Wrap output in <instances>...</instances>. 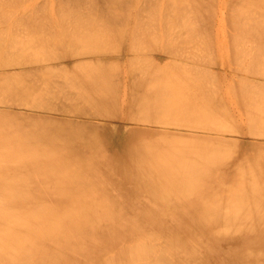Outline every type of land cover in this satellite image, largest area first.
Here are the masks:
<instances>
[{"label": "bare ground", "instance_id": "bare-ground-1", "mask_svg": "<svg viewBox=\"0 0 264 264\" xmlns=\"http://www.w3.org/2000/svg\"><path fill=\"white\" fill-rule=\"evenodd\" d=\"M16 1L0 0V10L13 9L0 13V264H264V141L212 135L264 137V81L230 79L241 102L233 109L229 96L230 106L248 122L241 131L228 127L237 118L220 119L229 100L218 87L229 78L212 76V96L215 70L205 68L214 39L222 47L230 33L243 45L234 42L235 55L257 62L247 60L248 72L239 57L245 75L260 72L252 68L264 64V0H223L230 14L217 13L220 0H53L55 15L50 0H31L27 12ZM158 48L165 56L143 54ZM166 56L174 61L163 64ZM44 103L60 117L37 111ZM73 108L119 121L127 109L129 125L64 117ZM158 115L175 118L163 127ZM107 131L125 134L119 150L107 148Z\"/></svg>", "mask_w": 264, "mask_h": 264}, {"label": "rangeland", "instance_id": "rangeland-1", "mask_svg": "<svg viewBox=\"0 0 264 264\" xmlns=\"http://www.w3.org/2000/svg\"><path fill=\"white\" fill-rule=\"evenodd\" d=\"M18 1H19V2H18ZM18 1H16V2H18L19 4H20L21 2L23 3V1H21V2H20V0H18ZM24 1H25V2H24L23 4H22V3L20 4V7H21V6L24 7V4L27 6V4H28L27 2H31V3H29V6H27V7L25 6V7H24V8H27V9H28V7H29V8H30V7H33V8H34V7H35L34 5H35L37 2H38V5L41 4V2H40V4H39V1H40V0H34V1H36L35 4L32 3V2H34V1H31V0H28V1H27V0H24ZM41 1H42V0H41ZM46 1H48V0L43 1V2H45V5H44V6L46 7V6L49 5V6H48V8H49L50 5H51L50 2L52 3L53 0L48 1V2H49L48 5L46 4ZM55 1L58 2L59 0H55ZM55 1H54V2H55ZM140 1L142 2V0H140ZM140 1L138 0L137 5L140 4V6H141V5L143 4L144 0H143L142 3H139ZM145 1H146V0H145ZM218 1H219V0H217V2H218ZM257 1H258V0H257ZM48 2H47V3H48ZM54 2H53V3H54ZM56 2H55V3H56ZM136 2H137V1H136ZM146 2H147V1H146ZM146 2H145V4H146ZM220 2H221V4H222V6H223V5H224V4H223V3H224L223 0H220V1L217 3V5L220 4ZM225 2H226V0H225ZM16 4H17V3H16ZM30 4H34V5H30ZM43 4H44V3H42V5H43ZM60 4H61V2L59 3V6H60ZM221 4L219 5L220 7L216 9L217 13L220 11L218 14H220L221 12H226V11H225L226 9L224 10V6H223V8H222V7H221ZM5 5H6V4H5ZM57 5H58L57 3H56V5L54 4V6L51 5V8L54 7L53 9L56 10V9L59 8V6H57ZM7 6H8V5H7ZM7 6L5 7V6L3 5V6H2V7H3V10H4V9L7 10V8H9V7H7ZM16 6H18V4H17ZM36 6H37V5H36ZM56 6H57L58 8H56ZM0 7H1V6H0ZM4 7H5V8H4ZM20 7H18L20 10H19L17 7H16L15 10H18V12H21V11H22V10H21L22 7H21V8H20ZM10 8H11V7H10ZM14 8H15V7H14ZM46 8H47V7H46ZM22 9H23V8H22ZM27 9H24V11H25V12L29 11V9H28V10H27ZM30 9H31V8H30ZM49 9H50V8H49ZM49 9H48V13L52 14L50 11H53V9H52V10L50 9V11H49ZM3 10H0V13L2 12V14H3ZM6 10H4V11H6ZM10 10H11V9H10ZM10 10H9V11H10ZM12 10H13V9H12ZM12 10H11V11H12ZM55 10L53 11L54 15L57 14V12H55ZM7 11H8V10H7ZM9 11H8L7 13H8V14H11L12 12L10 11V12H11V13H10ZM135 12H137V11H135ZM4 13H6V12H4ZM7 13H6V14H7ZM21 13H22V12H21ZM226 13H227V14H228V13L230 14L231 11L229 10V12L227 11ZM226 13H225V14H226ZM218 14H217V15H218ZM225 22H226V23H225ZM225 22H224L223 24H221V31H224V32H223V34H224L223 37L226 35V33H228V31H227L226 29H227V28L230 29V27H228V26H229V23H227V21H225ZM224 24H228V25H225V26H224ZM225 27H226V28H225ZM216 29H217V27H216ZM225 31H226V32H225ZM229 32H230V30H229ZM231 32H233L232 29H231ZM229 34H230V33L227 34L228 37H229ZM227 35L225 36L226 38H225V37H224V38L220 37V38H219V43H220V45H221L222 47H226V49L228 48L229 50H230L229 46L233 45V46H231V47L234 48V50L231 49L232 51H230L231 53H229V54H231L232 56H230V55L227 54L228 49H227V50L224 49V51L226 50V53L222 51L223 53H225V54H222L223 57H225V58H223V57L221 56V54H220V53H221V52H220L221 50H215V46H218L217 49H219V47H220V46L218 45V43H217V45L214 46V43H215L216 40L218 41V38H217V39L215 38V39H214L215 41L213 40L214 42L211 44V45L213 46V48H212V50H211V54H212V55L214 54V57L211 56V59H214V60H213L212 62H208V61H207V63H210V64L212 65L213 62L216 61L217 63H216V62H214V63L217 64L218 67H217V65H215V64H214L215 66H213V65L211 66V65H209V64L206 63V67H205V68L208 69V70L210 69L209 71H212V70L214 71V70H215L216 73H217L216 75H217L218 77H215V76H214V75H215V73H214L215 71L212 72L213 75H212V73L210 72V73H211V78L208 77L209 79L206 80V82L208 81V83H207L206 85H207V86L210 85V86L208 87V88H209V92L213 90V91L211 92V95L213 94L212 96H214V93L216 92L215 89H216L217 87L214 86V85H212V84H215V83H214L215 81L212 80V81H211L212 83H211V82H209V80L212 79V76H213V79H214V78H217V81H216V82H218V78H219V82H218V84H221L220 81H222V82L224 81L225 84H226V83H227L226 80H225V79H224V80L221 79V78H222V75H223V76L225 75L224 78H225V77H226V79H227V77L229 78V79H228L229 81H228V84H226V87H225V85H222V84H221V86L224 87V88L222 89L221 86H219V85L217 84V85L219 86L218 89H219V90L221 89V91H220L219 93L222 94V93H223V90H224V93L226 92V93H225L226 95H224L225 97H223L224 99L222 98V95H223V94L221 95V94H219V93H217V92H216V93H217V95H220L221 98H219V99H220V100L222 99V102H224L225 100L228 101V100L230 99V97H231L230 100H233V101L235 102V101H237V99L234 100V97H233V96H234V93H235V89H234V91L232 90V87H233V86H232V84H231V82H230V79L232 78V80H233V82H232L233 85L236 83L237 80L240 81L241 79H244V77H245V79H249V80H250L251 77H253L255 80H257V79L260 80V79L263 78V79L260 80V81H264V77H261L262 75L264 76V74H263V73H264V70H263V68H262V67L264 66V64H263V66H262V64H261V66H259V65H258L259 62H258V64H257L258 66L256 65L257 68H256V67H255V68H252V69H256V70H257L258 67H261V68H259V69L257 70V72H256V73H258L259 70H260V72H261V70H263L262 73H260V72L258 73V74H262L261 76H259L260 78H258V74L255 75V76L253 75V73H252L253 70H252V72H250V73H251V74H250L251 76H250L249 74L245 75L246 72H247V70H246V72L244 73L242 69H245L244 65H245L246 61L249 60V57H248V56L250 55V54H249V51H248V55H247L248 58H246L245 55H242V57L244 56V57L246 58V59H245L246 61H245L243 58L240 57V56H241V55H240V54H241L240 52L237 53V54H239L238 56H237V54L235 55V52H234V51H235V48H236V47H234V42H236V41H233V39H232V42H231V38L229 37V39H230V40H229V39L227 38ZM223 39H224V41H225V40H226V41H225V42H222ZM227 39H228V41L231 42L232 44L229 43V42L227 41ZM217 41H216V42H217ZM220 41H221L222 43H221ZM226 42H227V43H226ZM224 43H225L226 45H225ZM248 43H249L250 45L246 43L247 46H251V42H248ZM222 44H223V45H222ZM230 44H231V45H230ZM256 44H258V43H256ZM211 45H210V46H211ZM224 45H225V46H224ZM212 46H211V47H212ZM227 46H228V47H227ZM235 46H237V42H236ZM240 46H241V47H240ZM240 46H239V44H238L237 47L241 48L240 50H242L243 45L241 44ZM253 46L255 47V43H253ZM253 46H252V47H253ZM222 47H220V48H222ZM254 47H253V48H254ZM256 47H257V46H256ZM256 47H255V48H256ZM247 48H249V47H246V49H247ZM159 49H160V48H158V50H157V49H156V50L159 51ZM214 50H215V51H214ZM222 50H223V49H222ZM247 50H248V49H247ZM256 50H257V49H256ZM146 51H147V52H152V51L155 52V50H149V49L146 50V49H145V53H143L144 55H146V54L151 55V54H152L151 56H152L153 58H151V57L148 56V55H147V57H148V58L150 57L151 59H154V60H155L156 58H159L158 56H165V54H163V50H162V53H161V49H160V53L155 52L154 54H153V52H152V53H147ZM213 51H214V53H213ZM217 51H219V54H220V55H218V56H216V55L218 54ZM251 51H252V50H251ZM254 51H255V49H254ZM254 51H252L253 55H254ZM143 52H144V51H143ZM256 52H257V51H256ZM256 52H255V54H256ZM208 53H209V52H208ZM216 53H217V54H216ZM242 53H243V52H242ZM252 53H251L250 56L253 57ZM158 54H159V55H158ZM161 54H163V55H161ZM203 54L207 55V52H205V53H203ZM233 54H234L235 56H234ZM243 54H244V53H243ZM209 55H210V54H208V58L210 57ZM226 56H227V58H226ZM233 56H234V57H233ZM145 57H146V56H144V58H145ZM147 57L145 58V60H147ZM166 57H168V56H166ZM216 57H217V58H216ZM219 57H222V60L224 59L223 62H225V61H226L227 63L229 62L228 64H231L230 61L232 60V63H233V64H231L232 67H233V65L235 64V63L233 62V60L236 59V60H238V61H237V64L239 63V60H240L239 57L241 58V61H242V59H243V63H244V62H245V63H244V65L242 64V62L238 64V65H241V64L243 65V66H240L241 68H238L239 66H237V64H235V65H234V68H232V67H229V65H227L226 62H225L224 65L226 64V65L229 67V69L232 68V69H233V72H232V69L229 71L226 65H225L226 68H225V66H224L223 64H222V65H223L224 67H223L222 65H220L221 62L218 61V60H221V59H218ZM236 57H237V58H236ZM256 57H257V56H256ZM258 57H259V53H258ZM258 57H257L256 59H258ZM150 58H149V59H150ZM228 58H229V59H228ZM230 58H232V59H230ZM250 58H251V57H250ZM216 59H217V60H216ZM227 59H228V60H227ZM252 59H254V57H253ZM256 59H255V60H256ZM154 60H153V61H154ZM169 60H171L170 57H168V59H166L165 61H163V62H164L163 64H165L166 61H169ZM229 60H230V61H229ZM236 60H235V62H236ZM258 60H260V59H258ZM173 61H174V60H173ZM173 61H169V63H168V62H167V63L170 64V63L173 62ZM252 61H253V60H252ZM252 61L249 60V62H251L252 64H254ZM218 62H219V63H218ZM223 62H222V63H223ZM249 62L247 61L248 64H250ZM167 63H166V64H167ZM176 63H179V62L177 61ZM256 63H257V62H256ZM256 63H255V64H256ZM261 63H262V62H261ZM263 63H264V61H263ZM163 64H162V65H163ZM252 64H250V65H252ZM255 64H254V65H255ZM208 65H209V66H208ZM250 65H249V66L247 65L246 68H248V67H254L253 65H252V66H250ZM204 66H205V64L202 65V67H204ZM207 66H208V68H207ZM210 66H211V67H210ZM235 66H236L238 69H241L242 71H241V70H240V71H237V73H238V74H237V73L234 71V70H235ZM202 67H201V68H202ZM209 67H210V68H209ZM213 67H214V68H213ZM216 67H217V68H216ZM220 67H221V70H220ZM242 67H244V68H242ZM205 68H203V69H204V72H205V75H206V74L210 75V73H208L207 70L205 71ZM211 68H212V70H211ZM218 68H219V69H218ZM203 69H201V73H203V71H202ZM222 69H223V70H222ZM248 69H249V68H248ZM218 70H220V71H218ZM224 70H226V71H225L226 74L221 73V71H224ZM236 70H237V69H236ZM250 70H251V68L248 70V72H249ZM146 71H147V70H146ZM146 71H143V74H145ZM217 71H218V72H217ZM228 71H229L230 73H227ZM244 71H245V70H244ZM231 72H232V73H231ZM241 72H243L244 74H241ZM169 73H170V75H169ZM169 73H168V75H167V73H166V75H167L168 77H170V78L172 77V79H174V81H175V79H176V80H177V81L175 82V83L177 84L176 87H177V86L179 87L180 83H177V82H178L177 77H178L179 75H178V74L174 75L175 73L172 74L173 72H169ZM219 73H220V74H219ZM147 74H149V73L147 72L145 75H147ZM171 74H172V76H171ZM231 74H232V76H233V74H234V77H235V78L238 77V78H240V79H238V78L235 79L234 77H231V76H230ZM254 74H255V71H254ZM203 75H204V74H203ZM220 75H221V77H219ZM235 75H236V76H235ZM247 76H248V77H247ZM173 77H176V78H173ZM246 77H247V78H246ZM249 77H250V78H249ZM256 77H257V79H256ZM206 78H207V76H206ZM233 78H234V79H233ZM245 79H244V80H245ZM251 79H252V78H251ZM232 80H231V81H232ZM234 80H235V81H234ZM244 80H241V81L244 82ZM252 80H253V79H252ZM255 80H254V81H255ZM259 80H257V81L260 82ZM239 81H237V82H239ZM246 81H247V80H246ZM229 82H230V83H229ZM234 82H235V83H234ZM261 83H262V82H261ZM230 84H231L232 87L230 86ZM211 85H212V86H211ZM215 85H216V84H215ZM227 85H229L230 87L227 86ZM128 86H129V85H128ZM130 87H131V86H130ZM182 87H183V85H182ZM227 87H229V91L226 90ZM214 88H215V89H214ZM225 88H226V89H225ZM129 89H130V88L127 89V91H126V95H127L128 91L131 90V89H130V90H129ZM130 92H131V91H130ZM213 92H214V93H213ZM227 92H229V93H227ZM176 93H177V92H176ZM216 93H215V94H216ZM228 94H230V95H228ZM232 94H233V95H232ZM128 95H129V93H128ZM217 95H215V97L218 98ZM5 96L7 97V95H5ZM229 96H230V97H229ZM175 97H176V96H175ZM178 97H179V93H178ZM208 97H209V94H208ZM227 97H229V99H228ZM123 98H124V97H123ZM211 98H213V97H211ZM235 98H236V95H235ZM124 99H126V98H124ZM175 99H177V98H175ZM175 99H174V101L177 102ZM177 100H178V99H177ZM220 100H219V101H220ZM230 100L227 102V104H229V106H230V104H231V106H232V105L234 104V102H233V101H230ZM124 101H125V100H124ZM216 101H218V99H217ZM65 102H67V106H68V104L71 106V104H70L69 101H65ZM202 102L204 103V101H202ZM222 102H221V103H222ZM229 102H231V103H229ZM237 102H238V104L241 103L240 101H237ZM237 102H235V104H234L235 107H233V109H236V110H237V109L240 108V104H239V108H236V106H237L236 103H237ZM219 103H220V102H219ZM225 103H226V102H225ZM232 103H233V104H232ZM31 104H33V102H31ZM31 104H30V105H31ZM35 104H36V103H34V104L31 105V106H35ZM46 104H47V103L40 104V105H38L40 108H39L38 106H37V108H36V107H35V108H36V110L39 109V110H37V111H40V110L42 109L43 111H45L44 114L52 115V116H54V117H60V116L58 115V113H56L57 111H55V113H56L58 116H55L56 114L53 113L54 111L51 109L52 107L50 106V107H51V108H50L49 106H45ZM217 104H218V103H217ZM227 104H226V108H228L229 111H230L232 114L235 113V114H233L234 116H231L232 114H231L230 116H228L229 114L226 112V111H228V110H225V109H224V110H225V113H226V114L224 113V110H222V109L225 108V107H224L225 104L223 103V105H222L223 107H222V109L220 110L221 112H220L219 110H217L216 112H217V113H218V112L222 113L221 115H223V113H224V114H225V115H223L224 118H222V116L220 115V113L218 114V117L221 116V118H220V117H219V118H220L221 120L224 119L225 121H228V119L226 120L225 117H230L229 121L231 120V117H232V118L234 117L233 119H236V118H237L236 121L234 120V121H235L234 123H233L232 120H231V123L228 122V123H230V125H231V124H233V125L235 124L237 127H236L235 125H234V126L231 125L232 127H230L228 124H227V125H228L229 128H235V129H239V128H241L240 130L243 131L244 128L247 127V123H248V122H247V121H246L247 123H246V122H240L241 120L239 121V119H241V118H238V117H239L238 114H241V113H242V114L244 115V112H245V111H244V110L242 109V107H241V111L243 110L244 112H241V113H240L239 110H238L239 113H236L237 111H234V110L232 109L231 106H230L231 108L228 107ZM30 105H29L30 109H28L29 111L31 110V106H30ZM36 105H37V104H36ZM42 105H43V106H42ZM47 105H49V103H48ZM218 105H219V104H218ZM219 106H221V104H220ZM44 107H45V108H44ZM46 107H47V108L49 107L50 109H46ZM68 107H69V106H68ZM27 108H28V107H27ZM27 108H25V110H26ZM43 108H44L45 110H44ZM204 108H205V107H204ZM204 108H203V110H206V111H205L206 113H207V112L210 113L209 110L207 111V108H206V109H204ZM220 108H221V107H220ZM230 109H231V110H230ZM28 110H27V111H28ZM32 110L35 111V110L33 109V107H32ZM32 110H31V111H32ZM50 110L52 111L51 113L49 112ZM68 110H71V109H68ZM232 110H233V111H232ZM47 111H48L49 113H47ZM72 111H74V108H73V110H71V113H70V114H72V116L69 115V113L67 112V113L65 114L64 117H66V116H67V117H70L69 119H71V120H75V119L77 120V118H79V119H78L79 121H81V120L83 121L84 119H85V120H91L92 122H95V123H98V124H99V121H100V122H101L100 125H101V124H105V123H111V125H113V124H114V125H118V124H121V123H122V124H125V122H126V125H129V123H128L127 121H125V118L128 116V115H126V114H127V109H126V110H125V109L123 110V111H124V115H125V117L123 116V112L120 113V114H122V117L124 118V119H121L122 121H121V120L119 121V119L121 118L119 115H117V116H119V118H118L117 116H116V117H117V118H116V117L113 116V115H111L113 118H111V116H105V115H104L103 118L100 116L101 118L98 117V118H95V120H94V119L87 118V117H85V116L82 117V115L79 116L80 113H79L77 110H76L77 112L75 111L76 113L74 112L75 114L78 113V115L76 116ZM222 111H223V112H222ZM229 111H228V112H229ZM40 112H42V111H40ZM69 112H70V111H69ZM202 112H203V111H202ZM53 114H54V115H53ZM73 114H74V115H73ZM161 114H162V113H161ZM204 114H205V113L203 112V116H201L202 118L200 117L201 120H204V118H207V116L205 117ZM215 114H216V113H215ZM236 114H237V115H236ZM167 115H170V114H167ZM226 115H227V116H226ZM75 116H76V117H75ZM160 116H161V115H160ZM160 116L158 115V117H160ZM162 116H163V115H162ZM210 116H211V115H210ZM210 116H209V117H210ZM214 116H215V115H214ZM214 116L212 115L211 118L214 119V120H216V117H217V116H216V117H214ZM237 116H238V117H237ZM241 116H242V115H241ZM84 117H85V118H84ZM106 117H108V118H106ZM163 117L165 118V116H163ZM167 117H168V116H167ZM167 117H166V118H167ZM169 117H170V118H169ZM169 117H168V118H169L170 121H171V120L173 121L174 118H175V117H173V116H169ZM172 117H173V118H172ZM213 117H214V118H213ZM166 118H165V119H166ZM211 118H210V119L208 118V119H209V120H208L209 122L212 120ZM244 118L246 119L247 116H244ZM244 118H242V121H245ZM80 119H81V120H80ZM96 119H97V120H96ZM111 119H113V120H111ZM137 119H138V118H137ZM141 119H142V118H141ZM153 119H154V120H153ZM153 119H152V120L155 121V118H153ZM158 119H159V118H156L157 122H158ZM161 119H162V117H160V121H161V125H162V121H163V120H161ZM243 119H244V120H243ZM105 120H106V121H105ZM109 120H111V121H109ZM169 120L167 119V121H169ZM218 120H219V119H217V121L214 122V123H215L214 126H215V125H216V126L219 125V124H218ZM246 120H247V119H246ZM97 121H98V122H97ZM170 121L167 122V123L169 124V126H170V124H172V122L170 123ZM176 121H177V119H176ZM219 121H220V120H219ZM237 121L240 122V123H242V124L245 123L246 125H245V124H244V125L241 124V125L243 126V127H241L240 124L237 125V123H238ZM119 122H120V123H119ZM163 122L165 123V125H162V126L165 127V126L167 125V123H166L165 121H163ZM212 122H213V121H212ZM221 122H222V121H221ZM221 122H219V123H221ZM147 123H149V122H146V123L143 122V124H142V122H141V123H139V124H141V125H140L141 127H145V128H148V127L151 128L150 126H152V128L160 129V127H159L160 125H158L160 122H159V123H156V124H153V123H155V122H153V123H150L149 125H148ZM224 123H225V122H224ZM174 124H176V123H174ZM210 124H211V122H210ZM210 124H208V125H210ZM212 124H213V123H212ZM212 124H211V125H212ZM142 125H143V126H142ZM144 125H145V126H144ZM153 125H154V126H153ZM155 125H156V126H155ZM178 125H179V124H178ZM222 125H223V124H222ZM224 125L227 126L226 124H224ZM224 125H223V127H225ZM162 126H161V128H162ZM169 126L167 125L166 127H169ZM173 127H176V126H173ZM173 127H172V128H173ZM228 127H227V129H228ZM238 127H239V128H238ZM221 128H222V127H221ZM221 128H219V129H221ZM198 129H200V128H198ZM198 129H197V130H198ZM245 129H247V128H245ZM247 130H248V129H247ZM198 131H200V130H198ZM245 131H246V130H244V132H242V133H243V134H244V133H245V134L249 133L248 131H247V132H245ZM107 132H108V131H107ZM110 132H111V134H110ZM201 132H202V131H201ZM201 132H200V133H201ZM216 132H217V133H216ZM216 132L214 131V133H212V135L214 134L213 136H215V137H217L216 135H218V136H224V137H228V138H229V136H230V137H232V139H234V138L236 137L237 140H238V138H239V141H240V139H241V140H243V139L245 140V138H246V140L249 139V138L251 139V140L249 139L248 141H254V140H258V141H261V142L264 141V140H263L264 137H261V136H259V135H257V136H259V137H255V135H251V136H253V138H252L250 135H248V136H250V137L246 136L245 134H244V136H243L242 133H240V135H241L242 137H241V136H238L239 134L237 135V134H236L237 132H236V133L233 132V133H235V134H232V136H231V134L229 135V133H230L231 131H230L229 133H223V132H222V133H220L221 135H219V133H218V132H221L220 130H218V131H216ZM225 132H227V131H225ZM262 132H263V131H262ZM108 133H109V135H111V136H110V137L108 138V140H107V142H109V143H108L109 146L107 145V148L109 149V151H113V150L116 151L115 149H118V150H119V149L121 148V146H120L119 143L122 142L121 137H122V136L124 137L125 134H122L120 137H117L116 139L113 140V132H112V131H109ZM108 133H107V134H108ZM231 133H232V132H231ZM205 134H207V133H205ZM226 134H227V135H226ZM109 135H107V136H109ZM234 135H235V136H234ZM262 136H263V135H262ZM240 137H241V138H240ZM247 137H248V138H247ZM254 137H255V138H254ZM111 138H112V139H111ZM236 138H235V139H236ZM109 139H111L113 142L110 141ZM261 139H262V140H261ZM118 140H119V141H118ZM120 141H121V142H120ZM153 141H154V140H153ZM105 142H106V141H105ZM113 143H114V145H113ZM242 145H243V144L241 143V149H240V150H241V153H242V154H243L245 151H247V150H248V151H251L250 148L248 149L246 145H243V148H242ZM245 146H246V147H245ZM108 149H107V150H108ZM254 153H255V152H254ZM254 153H253V154H254ZM263 156H264V153H263ZM263 156H262V154H261V157H262V158H263Z\"/></svg>", "mask_w": 264, "mask_h": 264}]
</instances>
